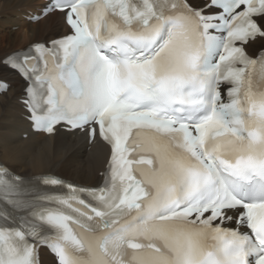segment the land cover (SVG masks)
I'll return each mask as SVG.
<instances>
[{
    "label": "snow or ice",
    "instance_id": "snow-or-ice-1",
    "mask_svg": "<svg viewBox=\"0 0 264 264\" xmlns=\"http://www.w3.org/2000/svg\"><path fill=\"white\" fill-rule=\"evenodd\" d=\"M0 58L36 133L109 147L96 187L0 162V264H264V0H43ZM0 78V93L10 90Z\"/></svg>",
    "mask_w": 264,
    "mask_h": 264
},
{
    "label": "bare ground",
    "instance_id": "bare-ground-1",
    "mask_svg": "<svg viewBox=\"0 0 264 264\" xmlns=\"http://www.w3.org/2000/svg\"><path fill=\"white\" fill-rule=\"evenodd\" d=\"M41 4L40 0H0V58L63 30L55 17L39 24L31 21ZM0 78L11 85L8 92L0 93V162L27 177L54 173L85 186L99 185L109 148L100 141L89 144L82 135L61 132L48 137L33 132L18 100L25 83L10 71L0 72Z\"/></svg>",
    "mask_w": 264,
    "mask_h": 264
},
{
    "label": "rangeland",
    "instance_id": "rangeland-1",
    "mask_svg": "<svg viewBox=\"0 0 264 264\" xmlns=\"http://www.w3.org/2000/svg\"><path fill=\"white\" fill-rule=\"evenodd\" d=\"M42 40H46V39H42ZM42 40H40V41H42ZM65 179H67V178H65ZM69 180V179H68Z\"/></svg>",
    "mask_w": 264,
    "mask_h": 264
}]
</instances>
